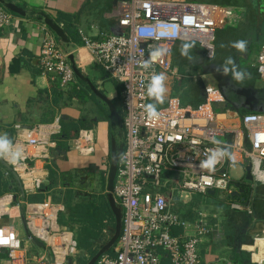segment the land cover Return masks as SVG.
<instances>
[{
  "label": "built area",
  "instance_id": "obj_1",
  "mask_svg": "<svg viewBox=\"0 0 264 264\" xmlns=\"http://www.w3.org/2000/svg\"><path fill=\"white\" fill-rule=\"evenodd\" d=\"M122 31H100L87 35L78 29L80 47L120 85L124 146L114 179V196L122 208V227L113 252H104L95 264H209L199 249L201 235L213 228L206 214L199 212L194 221L197 233L175 232L190 223L182 218L172 202L173 192L190 191L215 194L228 199L231 208L247 209L258 185H264V111L241 114L231 108L215 109L223 101L221 90L213 84L204 87L205 100L197 105H183L178 96L147 108L153 78L164 73L180 78L173 66L174 45L196 41L208 58L216 55L217 30L228 19L240 17L235 8L204 0H119L115 10ZM15 14L0 4V30L12 23ZM235 24V23H234ZM38 62L42 71L61 90L79 88V81L69 59L70 51L60 44L55 33L43 25ZM254 66L264 80V46ZM18 128L17 135L6 142L0 157L18 176L24 193H36L47 179L46 163L57 145L62 130L59 117ZM69 145L82 155L96 152L94 126H84L69 139ZM210 158L216 163L203 164ZM44 163V164H42ZM250 165L252 178L236 182L231 168ZM49 167V166H48ZM107 176L109 163L103 162ZM245 183L248 197L237 190ZM12 202L24 205L23 218L30 238L41 240L47 255L37 260L47 264H76L71 260L78 251L76 233L61 221L65 205L47 196L41 200L19 199L14 193L0 196V218L10 214ZM5 251L10 264H28L22 238L12 224L0 225V253ZM36 257V256H35ZM226 264H234L226 260Z\"/></svg>",
  "mask_w": 264,
  "mask_h": 264
},
{
  "label": "crops",
  "instance_id": "obj_2",
  "mask_svg": "<svg viewBox=\"0 0 264 264\" xmlns=\"http://www.w3.org/2000/svg\"><path fill=\"white\" fill-rule=\"evenodd\" d=\"M12 1L29 10L44 11L54 18L60 12L71 14L75 28L83 29L87 35L98 34L100 31L118 34L122 31L115 15L119 0ZM211 2L226 4V2ZM241 8L240 20L238 24L234 25L239 28V41L243 38L250 45L254 41L253 39H257L260 44L259 48L256 49L257 53L254 54L252 51H250L251 53H242V62L254 66L256 57L264 46V0H245ZM43 25L46 24L40 20L16 13L12 23L0 30V140L13 139L18 133L16 124L24 127L25 124H35V122L31 123L32 121L42 122L57 117L61 119L62 114L74 118L81 116L83 106L79 102H74L75 105H66L63 102L56 105L53 101L58 86L42 71L38 62ZM71 44L76 62L82 72L112 100L115 97L120 98L119 83L94 61L87 50L80 47L81 43ZM186 45L188 44L182 41L174 45V48L177 47L179 54L181 53L186 61L182 62L178 57L179 54H175L174 50L173 66L181 74V77L163 74V94L160 97L163 101L162 104L166 103L169 97L178 96L183 105L197 106L205 100L204 87L206 84H213L218 87L214 74L211 70H207V65L196 63L197 71H193L194 63L187 60L189 56ZM77 78L78 81L81 80L79 77ZM81 81L87 85L85 81ZM77 100L80 101V99ZM94 127L97 138L96 152L91 155H82L71 148L69 143L67 150H62L57 145L54 146L51 149L50 162L42 163L45 168H49L47 179L42 184V187L46 189L36 193H25L24 198L21 197L16 174L0 157V178L2 181L0 196L10 191L18 196V200H41L50 196L53 199L58 198L57 200L65 205L64 201L66 199L69 201V196L71 200L77 202L78 198L80 199L83 195L89 194L88 196L91 197L92 192H97V195L102 196L100 203L107 201L105 195L107 176L102 167L103 162L108 161L109 163V122L106 119H99L95 121ZM93 166L94 169L92 170ZM92 177L97 181L94 182L97 187H91L89 180L93 179ZM54 194L58 195L57 198H54ZM257 200L264 201V185H258L251 195L249 204L250 207L252 205V211L242 209L244 212L235 214V222L231 226L234 230L229 235L224 234L225 240L217 238L212 233L218 224V220L215 219L217 213L211 214L208 211H200L206 214L208 222L213 226L212 229L201 235L199 244L201 256L209 264H226V260H232L234 264H264V218L257 219L256 215L259 213L253 214ZM65 208L60 221L64 226H70L76 233L78 250L82 251L96 243L100 247L109 238L114 219L111 218V214L108 215L105 212V225L94 237L90 238L91 243L89 245H80L83 233H85L84 219L75 220V216H72V207L67 210ZM10 211V214L0 218V225L12 224L22 238L23 246L26 249L23 255L29 258L28 264H40L37 256L40 254L47 255V252L41 240L29 237L23 222L24 205L12 202ZM179 213L190 225L185 229L179 226L175 231L178 233L186 231L188 234L197 233V228L194 225L197 218H192V215L187 218L188 212L186 211L187 214H184L183 211H179ZM73 222L81 226L84 232L82 233V230L78 229L79 226L77 227ZM105 235L108 237L105 238ZM71 262H76L74 257ZM0 264H10L5 251L0 253Z\"/></svg>",
  "mask_w": 264,
  "mask_h": 264
},
{
  "label": "trees",
  "instance_id": "obj_3",
  "mask_svg": "<svg viewBox=\"0 0 264 264\" xmlns=\"http://www.w3.org/2000/svg\"><path fill=\"white\" fill-rule=\"evenodd\" d=\"M207 1L221 2L220 0H207ZM55 19L58 22L62 23V26L64 27L65 31L68 33V36L70 37L71 43H75V44L81 43V36L78 32V29H76L74 26V22L72 20L71 14L60 12L55 17ZM231 27H232L231 33L239 35L240 33V32L238 33L239 28L237 26H231ZM242 40L244 41L243 38L240 41ZM233 43L234 42L229 41L228 43L229 47ZM245 45H246V50L244 52L251 53L250 52L252 51L251 44L248 45V43L245 42ZM244 52H240L237 48L233 50L232 52L233 58L231 59L233 63L230 64L228 63V61L221 59L222 58L221 55L224 53V51L219 50V46H218L216 56L212 60H210V62L207 64L206 66L207 70H211L213 72L218 87L224 96L223 101L215 102L213 104L215 109L234 108L241 114L264 111V88H262L261 85L257 84L259 75L256 71L255 66H253L250 63L243 64L242 53ZM225 68L228 69L227 73L224 72ZM236 73H240V79L235 78ZM79 82H80L79 88H72L64 91L58 87L55 90V95L53 97L54 103L56 105H60V103L63 102V104L71 105L73 104L74 100L81 99L83 96L84 98L92 99L94 100L95 103H97V105L99 106L97 107L99 116L95 118L92 117L91 119H89L87 117V114H83L79 118H74L62 114L60 119L62 124V130L60 134L57 136V146L62 150L68 149L69 139L76 136L78 134L79 129L81 127H84L86 122L90 120L97 121L99 119H106L109 122V133L110 134L115 133L117 130L115 118L110 117V113L107 106L103 102L99 101V99L94 95V93L90 91V88L85 83H83L81 80H79ZM113 101L122 115L120 98L115 97L113 98ZM162 103L163 101L159 98L158 99L152 98L150 101V105L152 106H159L162 105ZM1 183L2 181L0 178V186ZM240 185L245 186L246 184L242 182L240 183ZM247 191L248 190L246 189L243 193V195H245L246 198L248 197ZM54 196H55L54 198H57L58 195L54 194ZM237 197H239V195H231V198L233 199ZM68 198L70 199V196ZM64 202H66L67 204L68 202L67 199ZM103 204H104V208L106 209L105 211L108 213V215L111 214V218L114 219L112 211L109 208L108 202L105 200ZM173 207L176 210L180 211V209L176 207L175 204L173 205ZM259 208L260 209H258V207L256 209L255 208L253 209V214L259 213L256 215L257 219L264 218V206ZM72 210H73V216H75L74 217L75 220L76 219L83 220L80 219L76 211L74 212V207L72 208ZM90 243H91L90 241L86 242L85 239L82 238V242H80V245L87 246ZM109 252H113V249H110ZM76 262L78 263V261Z\"/></svg>",
  "mask_w": 264,
  "mask_h": 264
},
{
  "label": "rangeland",
  "instance_id": "obj_4",
  "mask_svg": "<svg viewBox=\"0 0 264 264\" xmlns=\"http://www.w3.org/2000/svg\"><path fill=\"white\" fill-rule=\"evenodd\" d=\"M220 1L226 2V4H223V5L230 7V8H235L238 10V12L241 13V9H242L241 7H242V4H244L245 0H220ZM239 20H240V17L237 18V20L228 19L226 24L217 30L216 47H217V50L219 46V50L224 51V53L221 55L222 56L221 59L223 60L229 61L230 59L233 58L232 52L233 50L236 49L234 47L235 43H233L230 46L231 48L229 47L228 43L231 40L233 42L239 41L238 35L231 33L232 31L231 26L238 24ZM253 40L254 41L251 43V47H252V53L255 54L257 53L256 49L259 48L260 44L258 43L259 40L257 39H253ZM185 43L188 44L186 45V48H188L187 50H188V56H189V59L187 60L190 63H194V67L192 68L194 72L197 71L196 63L203 64L205 66L210 62V60H212L206 57L203 48L198 42L186 41ZM174 50H175V54H179L177 47L173 49V54H174ZM178 57L182 62L186 61L183 58V55L181 53L179 54ZM258 81L259 83L257 84L261 85V87L264 88V80H262L259 77ZM108 90L109 88L107 89V91ZM193 93H194V90H193ZM74 102H77V103L79 102L80 105L83 106L81 115L87 114V117L89 119H91L92 117L95 118L99 116V112L97 111V107L99 106L97 105V103L94 102V100L89 99V98H84L82 96L80 101L74 100L73 105L76 104V103L74 104ZM91 169L93 170L94 166ZM230 173H231L232 178H234L236 182H240L243 179L246 180L245 179V167L243 165H237L231 168ZM103 180L105 181L104 178ZM88 195H83V197H81L80 199L78 198L77 202L71 199H69L67 204L65 202V207H66L65 210L69 209L70 207L72 208L74 207V212L76 211L80 219H84L83 222H85V225H84L85 233H83L84 231L82 230L81 226H79L78 224H75V222L73 223L77 227L79 226L78 229L80 231L82 230L81 232L83 233V239H85L86 242L89 241L91 237H94L99 232L101 227L105 225L106 223L105 222V218H106L105 210L106 209L104 208V204L100 203L102 196L97 195V192H92L91 197ZM172 202L175 204L176 207L180 209L181 212L183 211L184 214H185V211L188 212L187 218L191 217V215H192V218H198L200 211H208L211 214L217 213V218L215 219L218 220L217 221L218 224L212 233L215 234L217 238L219 239L223 238L224 240L226 239V236L223 237L224 234L229 235L234 230V228L231 226H232V223L235 222V214L237 212L239 213L244 212L242 209L231 208L228 199H224L222 195L218 196L217 194H209V193L203 194V193H196V192H190V191L178 192L177 190H175L173 192ZM262 206H264V201L257 200L256 208L258 207V209H260L259 207H262ZM107 237L108 236L105 235V238ZM98 247L99 246L96 243L95 245L91 244L89 248L84 249L82 251L78 250L74 256L75 261H78L77 264H86L89 257L98 249Z\"/></svg>",
  "mask_w": 264,
  "mask_h": 264
},
{
  "label": "water",
  "instance_id": "obj_5",
  "mask_svg": "<svg viewBox=\"0 0 264 264\" xmlns=\"http://www.w3.org/2000/svg\"><path fill=\"white\" fill-rule=\"evenodd\" d=\"M0 4L9 9L10 11L23 15V16H30L34 19L40 20L44 22L57 36V38L60 40V44L62 47L70 51L69 53V59L71 61V64L73 66L74 72L77 77H79L81 80L85 81L87 85L89 86L92 93L95 94V96L100 100V102H103L110 113L111 118H115V123L117 125V130L115 133L110 134V152H109V168H108V174L106 178V185H105V195L106 199L109 205V208L112 211V214L114 216V225L111 228L110 236L109 238L98 247V249L89 257L86 264H95L97 258L104 252L109 251L113 245L116 243L122 227V208L117 203L115 196H114V179L115 174L117 170V164L119 156L123 150L124 146V131H123V123H122V115L114 103V101L105 93L103 92L99 87L94 84L91 79L86 76L84 72L80 69L76 62L75 53L71 49V40L68 36V33L65 31L62 24H60L54 17L49 15L48 13L41 11V10H29L27 8H24L17 4L16 2L12 0H0ZM64 45V46H63ZM38 122V121H32ZM26 127H30L32 124H25ZM24 125V126H25ZM95 121H88L86 122L85 126H94ZM10 170L11 167L8 166ZM15 173V172H14ZM17 181L19 182V191L21 193V197L24 198L25 193L22 189L21 182L17 175H15ZM252 178L251 172H250V165L246 166V175L245 179L250 180ZM238 189L234 190L232 192V195H240L241 192L244 191V187L240 185V183H236ZM46 188L42 187L40 191H44ZM209 194H215L213 189H210L208 191ZM23 222L24 218H23ZM68 229H71L70 226H66ZM36 239V238H35Z\"/></svg>",
  "mask_w": 264,
  "mask_h": 264
},
{
  "label": "clouds",
  "instance_id": "obj_6",
  "mask_svg": "<svg viewBox=\"0 0 264 264\" xmlns=\"http://www.w3.org/2000/svg\"><path fill=\"white\" fill-rule=\"evenodd\" d=\"M234 47L237 48L240 52H244L246 50V45L244 41H239L237 43L234 44ZM228 63H233V61L230 59L228 61ZM224 72L227 73L228 69L225 68ZM235 78L236 79H240V73H236L235 74ZM163 79V77L161 76H157L153 78V83L152 86L150 88V94L159 97V94L161 92V80ZM147 111L149 113L150 116L155 117L157 114L154 111V108L152 105H149L147 108ZM8 148V145L6 142H0V151H6ZM216 163L214 158H210L207 162H205L203 164L204 167H211L212 165H214Z\"/></svg>",
  "mask_w": 264,
  "mask_h": 264
},
{
  "label": "flooded vegetation",
  "instance_id": "obj_7",
  "mask_svg": "<svg viewBox=\"0 0 264 264\" xmlns=\"http://www.w3.org/2000/svg\"><path fill=\"white\" fill-rule=\"evenodd\" d=\"M90 121H92V120H90ZM92 178H93V177H92ZM94 179H95V178L89 180V183H90L91 187H92V186L95 187V186L97 185V184L95 185L94 182H95L96 180H94ZM96 182H97V181H96ZM96 187H97V186H96Z\"/></svg>",
  "mask_w": 264,
  "mask_h": 264
}]
</instances>
